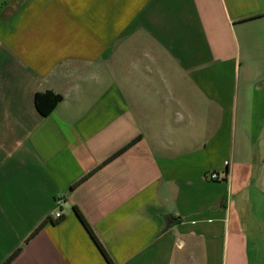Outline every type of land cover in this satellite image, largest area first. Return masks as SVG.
I'll return each mask as SVG.
<instances>
[{"label": "crops", "instance_id": "crops-1", "mask_svg": "<svg viewBox=\"0 0 264 264\" xmlns=\"http://www.w3.org/2000/svg\"><path fill=\"white\" fill-rule=\"evenodd\" d=\"M263 174L264 0H0V264H259Z\"/></svg>", "mask_w": 264, "mask_h": 264}, {"label": "rangeland", "instance_id": "rangeland-1", "mask_svg": "<svg viewBox=\"0 0 264 264\" xmlns=\"http://www.w3.org/2000/svg\"><path fill=\"white\" fill-rule=\"evenodd\" d=\"M264 175V174H263ZM262 188L264 189V178H261ZM239 217H242L238 210ZM245 227L250 235V246L257 248V261L264 264V191L259 194V200L252 198L250 210L244 214ZM256 237V238H255ZM257 239V241L255 240Z\"/></svg>", "mask_w": 264, "mask_h": 264}, {"label": "trees", "instance_id": "trees-1", "mask_svg": "<svg viewBox=\"0 0 264 264\" xmlns=\"http://www.w3.org/2000/svg\"><path fill=\"white\" fill-rule=\"evenodd\" d=\"M62 99H63V96L61 94L56 93V92H54L52 90L38 91L34 95V102H35L36 108L44 116L50 114L53 111V109L58 105V103ZM76 213L78 214L80 220L84 223V225L86 226V228L88 229V231L92 235V237H93L94 241L96 242V244L100 247L102 253L105 255V257L107 258L108 262L112 263V261L110 260V258L106 254L102 244L100 243V241L98 240V238L94 234V232L92 231V229L89 226V224L84 219L83 215L80 213V211L78 209H76ZM18 252H19V250L16 251L12 256H10L5 261L4 264H10V262L15 258V256L18 254Z\"/></svg>", "mask_w": 264, "mask_h": 264}, {"label": "built area", "instance_id": "built-area-1", "mask_svg": "<svg viewBox=\"0 0 264 264\" xmlns=\"http://www.w3.org/2000/svg\"><path fill=\"white\" fill-rule=\"evenodd\" d=\"M208 178L212 180H222L224 179V176L220 175L217 171H210L208 173ZM61 211H51L50 213V219L56 220L61 217Z\"/></svg>", "mask_w": 264, "mask_h": 264}]
</instances>
